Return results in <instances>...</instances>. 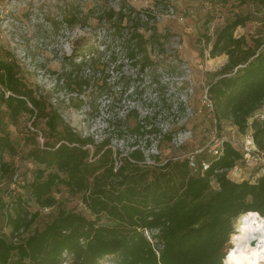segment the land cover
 <instances>
[{
  "label": "trees",
  "instance_id": "16d2710c",
  "mask_svg": "<svg viewBox=\"0 0 264 264\" xmlns=\"http://www.w3.org/2000/svg\"><path fill=\"white\" fill-rule=\"evenodd\" d=\"M240 2L264 6V0ZM251 20L238 15L216 32L210 56L226 55L228 61L211 75L207 96L218 125L231 122L242 134L252 129L255 144L264 150V121L250 123L264 107V41L252 39L250 44L245 37H235L237 28ZM125 21L112 24L115 36L137 74H144L165 58V36L156 26L130 30L122 25ZM75 57L63 74L66 80L77 83L83 71L100 68L93 49ZM0 86V153L23 154L37 166L26 186L31 200L52 208L53 192L64 186L82 195L93 217L61 210L43 230L27 234L37 215H30L20 197L9 206L0 196V211L12 228L11 237L0 234V264H223L236 217L249 210L264 215V175L256 182L230 179L229 171L243 160L230 143L223 144L222 154L205 171L201 163L198 171L192 170L188 158L149 164L136 143L122 153L110 139L97 143L77 133L19 76L15 64L0 60ZM23 115L30 117L34 131L20 145L6 129ZM149 118L137 121L131 132L144 136ZM166 138L173 140L171 134Z\"/></svg>",
  "mask_w": 264,
  "mask_h": 264
},
{
  "label": "rangeland",
  "instance_id": "374dc122",
  "mask_svg": "<svg viewBox=\"0 0 264 264\" xmlns=\"http://www.w3.org/2000/svg\"><path fill=\"white\" fill-rule=\"evenodd\" d=\"M238 15L252 20L238 27L235 37H245L250 44L252 39L264 41V6L240 0L227 4L221 0H0V60L15 64L19 76L83 137L97 143L110 139L122 153L136 143L149 164L185 158L208 164L218 142L224 141L243 155L228 177L256 182L264 169L253 158H264V150L255 144L253 130L242 134L231 122L218 125L207 96L211 75L228 61L226 55L210 56L215 34ZM116 19H126L122 25L130 30L156 26L165 36V58H155L159 61L153 69L138 75L115 36ZM92 49L100 68L83 71L77 83L64 79L77 53ZM108 59L111 62L103 70ZM146 117L150 118L144 136H135L133 127ZM255 119L264 121V107L250 123ZM6 131L21 145L22 138L34 130L30 117L23 115ZM168 134L173 136L170 143ZM41 140L39 135L40 144ZM22 155L0 153V196L9 206L20 197L30 215H37L27 234L43 230L61 210L93 219L82 195L64 186L53 192L56 204L52 208H41L31 200L26 186L37 166ZM11 233L1 210L0 234L11 237ZM104 264L113 263L106 260Z\"/></svg>",
  "mask_w": 264,
  "mask_h": 264
},
{
  "label": "clouds",
  "instance_id": "9594fccd",
  "mask_svg": "<svg viewBox=\"0 0 264 264\" xmlns=\"http://www.w3.org/2000/svg\"><path fill=\"white\" fill-rule=\"evenodd\" d=\"M230 242L234 247L228 252L223 264H260L264 261V215L249 210L236 217ZM254 247H249L253 244Z\"/></svg>",
  "mask_w": 264,
  "mask_h": 264
},
{
  "label": "built area",
  "instance_id": "2783aa9c",
  "mask_svg": "<svg viewBox=\"0 0 264 264\" xmlns=\"http://www.w3.org/2000/svg\"><path fill=\"white\" fill-rule=\"evenodd\" d=\"M0 90H1V86H0ZM206 98H207V96H206ZM208 103H209L208 104L209 107L212 108V105H211V102L209 101V99H208ZM223 144H224V141H220V142H218L217 146L214 148V156L215 157H219L222 154ZM246 151L249 152V149H246ZM189 160H190L191 169L194 170L195 172L198 171L200 169V166L196 163L195 159L194 158H190ZM253 160L255 162H257L259 165H261V167L264 169V158H263V156H261V155L260 156H255L253 158ZM201 166H202V168H201L202 171L207 170L208 167H209V165L207 163H205V162L201 163Z\"/></svg>",
  "mask_w": 264,
  "mask_h": 264
},
{
  "label": "bare ground",
  "instance_id": "6f19581e",
  "mask_svg": "<svg viewBox=\"0 0 264 264\" xmlns=\"http://www.w3.org/2000/svg\"><path fill=\"white\" fill-rule=\"evenodd\" d=\"M254 246H255V245H254V242H253V244H251V243L249 244V247H254ZM233 247H234V245L232 244V247L230 248V250H231ZM230 250H229V251H230ZM229 251H228V252H229ZM227 254H228V253H227ZM260 264H264V261H261Z\"/></svg>",
  "mask_w": 264,
  "mask_h": 264
},
{
  "label": "crops",
  "instance_id": "0c3cea01",
  "mask_svg": "<svg viewBox=\"0 0 264 264\" xmlns=\"http://www.w3.org/2000/svg\"><path fill=\"white\" fill-rule=\"evenodd\" d=\"M262 109H263V108H262ZM262 109H261V110H262ZM261 110H260V111H261ZM260 111H258L257 113H259ZM257 113H256V114H257Z\"/></svg>",
  "mask_w": 264,
  "mask_h": 264
}]
</instances>
